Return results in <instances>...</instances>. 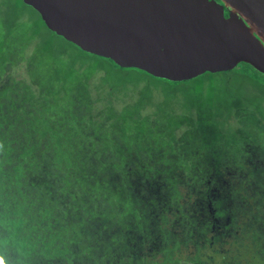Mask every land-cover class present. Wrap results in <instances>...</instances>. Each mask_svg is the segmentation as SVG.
<instances>
[{
    "label": "trees",
    "instance_id": "16d2710c",
    "mask_svg": "<svg viewBox=\"0 0 264 264\" xmlns=\"http://www.w3.org/2000/svg\"><path fill=\"white\" fill-rule=\"evenodd\" d=\"M18 1L22 4L16 7L18 11L28 8L39 17L40 23L37 21L33 27L34 35L35 31L39 36L47 30L69 44V48H77L49 31L36 11ZM17 24L14 19L6 20V14L0 9V264H155L146 262V257L152 255L147 251L155 248L158 233L166 231L161 226L168 223L164 206H174L186 229L185 233L173 236V242L168 243L164 252L156 254L166 257V264L176 257L174 252L182 244L186 251H199L210 242L212 232L221 240V234L237 228L233 221L236 216L230 217L231 213L222 216L230 217L227 222L209 220L206 206L214 201V196L208 186L206 189L190 187L184 194L170 195L166 177L156 170L160 165L156 161L161 157L160 148L135 147L129 137L130 131L144 124L143 111L154 99L149 85L144 88L138 85L150 80L168 81L136 69L120 68L110 60L77 48L84 55L83 60H90L97 69H107L108 65L122 73L120 83L138 87L137 98L128 99L133 102L131 106H125L121 112L115 110L118 115L111 126L92 124V105L86 98V121L92 127H82L79 119L71 116L70 110L74 107L61 104L70 102L67 98L73 97L74 92L83 94L85 91L84 78L72 73L83 65L78 67L71 62L65 67L53 54L57 48H47L41 61L47 72L45 78L21 84L7 76L8 60L2 62L4 50L9 49L6 45L12 42L14 46V37L22 38L23 28L26 34V28ZM29 35L24 39L25 44L30 42ZM43 42L46 46H56L47 36ZM19 46V43L15 45ZM59 53L64 55L67 49ZM173 84H193L192 91L198 95L190 97L191 103L196 99L190 112L198 113L199 108L208 106L219 131L235 139H240L235 131L222 128V123L223 127L229 123L235 111H252L264 124V76L247 64H239L229 72L205 73ZM245 84H248V92ZM221 86L225 90L220 93ZM205 88L210 98L204 96ZM204 99H208L207 103ZM116 102L106 104L105 112L110 111L112 116ZM183 115L168 116L163 121L172 125ZM111 116L105 118L109 121ZM70 118L75 121L74 126L69 124ZM115 133L118 136L112 137ZM145 169L153 171L148 173ZM183 172L187 175L189 169L184 167L174 178L178 183L174 190L181 189ZM158 178L161 180H154ZM158 184L161 185L159 192L155 188ZM220 188L216 187V196L217 192L222 193ZM220 200L219 206H223L224 198ZM170 202L172 205H168ZM177 213H173L171 219L177 220ZM245 230L247 228L243 232ZM92 236L96 239L95 245L88 244ZM98 248L112 249L111 256L96 255ZM254 249L261 260L264 248L254 245ZM7 250L13 252V260L4 258L5 253H9Z\"/></svg>",
    "mask_w": 264,
    "mask_h": 264
},
{
    "label": "rangeland",
    "instance_id": "374dc122",
    "mask_svg": "<svg viewBox=\"0 0 264 264\" xmlns=\"http://www.w3.org/2000/svg\"><path fill=\"white\" fill-rule=\"evenodd\" d=\"M17 6H22L18 0H0V9L1 12L6 14V20L13 21L14 19L17 21L18 26L26 28V34L23 28L20 33L22 38L19 35L15 36L14 46L10 42L6 45V47L9 46V49L3 52L2 62L8 60L6 66L7 76L10 80L21 84H31L32 81L40 80L42 77L45 78L47 72L42 68L41 61L44 57L42 53L45 55L47 48H57L53 54L65 67L71 62L78 67L83 65L82 69H74L72 73L84 78L82 81L85 91L83 94L74 92L73 97L67 98L72 103L65 102L61 106L74 107L70 110L71 116L78 118L79 124L87 128H91L92 125L89 126L86 121L88 118H86L87 110L84 109L86 98L92 105V124L93 122L103 125L107 123L111 126L116 123L117 112H121L125 106H131L133 103L128 99L137 98L138 87L144 88V86L149 85L151 96L154 99L147 105L146 111H143L145 122L141 125V128L129 132L130 139L134 140V146H141L143 149L148 147L160 148L161 157L156 158L160 165L156 170L163 177H166V187L171 191L170 195L184 194L186 188L190 187L206 189L208 186V190L212 189L211 193L214 196V201L211 203L214 204L212 208L216 212L215 218L220 219L227 213L232 214L230 217L236 216L233 221L236 222L235 226L237 228L232 227V232L221 234V240L217 239V233L212 232L209 238L210 242L206 243L204 248L201 247L199 251L193 250L192 252L184 250L182 244L179 250H175L176 257L173 258L174 260L171 259L169 264H201L200 262H204V264H263L264 257L261 259L262 261L259 260L257 257L260 256L257 255L256 249H254V245H262V248H264V124L260 119L249 110L235 111L229 123L225 124L224 127L222 123V128L229 131L233 130L240 137V139H235L219 131L218 127L215 126V120L210 115L211 108L208 106L199 108L198 113L190 112L196 100L191 103L190 97L191 95H198L192 91L193 84L174 85L173 83L150 80L149 83L144 81L138 87H135L120 83L123 79L122 73L111 69L108 65L107 69H97L96 65L90 60H83L84 55L77 48L73 46L69 48V44L56 36H52L47 30L39 36L35 31L34 35L33 27H35L37 21L40 23L38 15L28 8H23L20 12L16 9ZM16 32L18 31L16 30ZM27 35L30 36V42L25 44L24 39L28 37ZM45 36L51 38L56 46H46L43 42ZM18 43L20 46L16 48L15 45ZM64 48L67 49V53L60 55V50ZM14 51H17L15 52L16 55H14ZM85 77L88 79H85ZM247 87L248 84H245L246 92H248ZM224 90V86L219 88L220 93ZM208 92L209 90L205 88L203 91L204 96ZM207 98H210V96L207 95ZM114 100L119 103L113 104L115 109L111 116L110 111L105 112L106 104H111L110 102ZM201 101L202 99L198 100V107ZM204 101L207 103L208 99H204ZM66 110L69 113V110ZM101 111H104V114ZM187 113L192 116L187 115ZM109 115L111 120L108 121L105 117H109ZM181 115L183 117H177L176 122L172 125L163 121L168 116ZM74 122L70 118L69 124L71 123L74 126ZM133 125L137 126L138 124ZM111 136L118 135L115 133ZM259 150L261 153L258 152ZM204 154L206 158L203 157ZM210 156L211 159H208ZM262 161L263 163H258ZM184 167L189 169V174L186 175L183 172L181 189L174 190L178 187V183L174 178L178 177V173ZM248 170L253 172L256 179L253 174L247 172ZM151 171L153 170L148 171V169H145V172L149 173ZM232 172L237 175L226 176ZM238 172H240V179ZM228 178L231 179L232 188L227 183L221 187L220 184H223ZM153 185H156V183H153ZM214 185L221 187V194L217 192V196L215 195L214 189L216 187ZM160 186L158 184L155 187L158 192L161 190ZM185 196L186 194L183 197ZM221 198H224L225 201L223 206H219ZM232 203L233 206H231ZM168 205H172V202ZM164 208L167 211L168 223H162L161 226L165 227L166 231L158 233L155 239V248L147 251L148 254L152 255L146 257V262L153 261L155 264H166V257L156 254L166 250L168 243L173 242L174 235L185 233L186 229L183 228L181 223L182 217L173 209L174 206H164ZM173 213H177V220L171 219ZM171 224L173 228H170ZM90 227L92 226L88 228ZM246 228L247 230L243 232ZM91 230L93 235L94 229L91 228ZM89 243L96 244L94 236L88 240ZM111 250L98 248L96 249V255L103 253L111 256ZM8 251L9 253H5L4 258L13 260V252ZM122 251L125 253L124 247H122ZM183 251L186 252L182 253ZM177 259L181 262L176 263ZM184 260L187 261L184 263Z\"/></svg>",
    "mask_w": 264,
    "mask_h": 264
},
{
    "label": "water",
    "instance_id": "95a60500",
    "mask_svg": "<svg viewBox=\"0 0 264 264\" xmlns=\"http://www.w3.org/2000/svg\"><path fill=\"white\" fill-rule=\"evenodd\" d=\"M21 1L49 31L123 69L183 83L244 63L264 76V0Z\"/></svg>",
    "mask_w": 264,
    "mask_h": 264
},
{
    "label": "flooded vegetation",
    "instance_id": "af4514ba",
    "mask_svg": "<svg viewBox=\"0 0 264 264\" xmlns=\"http://www.w3.org/2000/svg\"><path fill=\"white\" fill-rule=\"evenodd\" d=\"M259 149V148H258ZM259 153H261L260 152V150L258 151ZM208 159H211V156L210 157H208ZM258 163H263V161L262 162H258ZM259 166V165H258ZM258 166H256L257 168H258ZM253 171V170H252ZM248 173H251V174H253V172H251V170H248L247 171ZM235 174V172H232V173H229L228 175H226V176H233ZM235 175H237V174H235ZM238 176H239V179H240V172H238ZM253 176H254V178H255V175L253 174ZM256 179V178H255ZM230 184L231 185V179L230 178H228V179H226L224 182H223V184H222V186H224L225 184ZM221 186V185H220ZM231 188H232V185L230 186ZM215 190V189H214ZM214 204L213 203H208V206H206V208H207V212H208V217H209V220L212 222V221H217L218 223L219 222H222L221 220H223V221H226L227 222V220H230V217H227L226 219H224L223 217H221L220 219H217V218H215V215H216V212H215V210L212 208V206H213Z\"/></svg>",
    "mask_w": 264,
    "mask_h": 264
}]
</instances>
